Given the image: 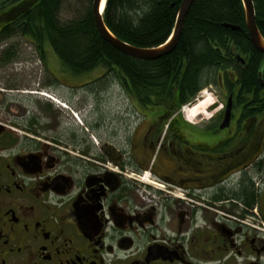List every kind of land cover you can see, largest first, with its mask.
<instances>
[{"label":"flooded vegetation","instance_id":"obj_1","mask_svg":"<svg viewBox=\"0 0 264 264\" xmlns=\"http://www.w3.org/2000/svg\"><path fill=\"white\" fill-rule=\"evenodd\" d=\"M9 44L0 39V264H264L263 85L230 69L187 121L105 85L104 71L81 84L52 72L28 92Z\"/></svg>","mask_w":264,"mask_h":264},{"label":"trees","instance_id":"obj_2","mask_svg":"<svg viewBox=\"0 0 264 264\" xmlns=\"http://www.w3.org/2000/svg\"><path fill=\"white\" fill-rule=\"evenodd\" d=\"M253 1L257 26L264 37V0ZM181 2L107 0L104 20L126 42L154 47L172 34ZM62 3L0 0V39L23 36L42 56L50 46L76 75L103 67L108 78L130 88L143 105L167 102L174 108L192 103L222 74L228 76L230 69L237 71V81L244 87L262 88L259 71L263 70L264 77V53L250 40L242 0H194L176 48L150 60L127 55L103 39L94 22L92 0L68 19L61 17ZM15 46L9 44L12 55L17 53Z\"/></svg>","mask_w":264,"mask_h":264},{"label":"rangeland","instance_id":"obj_3","mask_svg":"<svg viewBox=\"0 0 264 264\" xmlns=\"http://www.w3.org/2000/svg\"><path fill=\"white\" fill-rule=\"evenodd\" d=\"M89 0H63L62 8H61V17L63 19H68L72 15H74L76 12L81 13L83 11V5H87V2ZM81 11V12H80ZM10 43L15 44L16 54L20 55V69L24 70V74L26 76V89L27 91H40L41 87H43V81L45 80L47 75H51L52 72H58L59 75H67L66 71H69L62 63L60 57L53 51V49L50 46H46V52L44 56L40 54L39 51L36 50L35 46L25 37L23 36H16L13 38H9ZM24 65V66H23ZM105 70L103 67H97L93 70L73 74L70 72V79L76 81V83L81 84L84 80H91V77L95 71H103ZM22 74V72H21ZM92 74V75H91ZM51 77H48L49 80ZM52 80V79H50ZM105 85L107 86H115L117 82L114 79L108 78L106 79ZM81 81V82H80ZM70 83H75L71 82ZM102 85V84H101ZM108 93H106V98H108L111 95L112 90H107ZM115 92V89L113 90ZM217 92L211 88L208 87L206 90L200 92L197 97H195L194 101L189 105L186 104L185 106L187 109L184 111L187 116H185V113L181 112L183 118L185 117L187 121H196L197 117H191L189 116L190 107L195 106L198 102L207 99L210 97L212 101L216 99ZM113 96V99L110 97L109 99H112L110 102H115L116 97ZM109 101H107L106 106ZM211 106V105H210ZM73 113L77 115L75 110H73ZM212 114L209 109L205 113H203L204 116L210 117Z\"/></svg>","mask_w":264,"mask_h":264},{"label":"water","instance_id":"obj_4","mask_svg":"<svg viewBox=\"0 0 264 264\" xmlns=\"http://www.w3.org/2000/svg\"><path fill=\"white\" fill-rule=\"evenodd\" d=\"M104 0H92V14L94 22L98 32L101 34L104 40L110 43L113 47L122 51L123 53L130 55L132 57L150 60L156 59L158 57L167 55L171 53L177 46L180 39L184 22L187 13L194 2V0H182L176 23L173 29V34L168 42L163 45H158L154 47H140L126 42L125 40L116 36L108 27L104 20V9L106 1L102 7ZM246 14V24L248 29V34L253 45L262 53H264V37L260 33L257 22H256V11L253 0H243ZM233 29H238L237 26H232ZM259 81L264 86L263 70L259 71Z\"/></svg>","mask_w":264,"mask_h":264},{"label":"bare ground","instance_id":"obj_5","mask_svg":"<svg viewBox=\"0 0 264 264\" xmlns=\"http://www.w3.org/2000/svg\"><path fill=\"white\" fill-rule=\"evenodd\" d=\"M242 2H243V0H242ZM104 3H105V0L103 1V3H102V7H103V5H104ZM243 4H244V2H243ZM92 11V10H91ZM178 15V14H177ZM246 22V21H245ZM212 103V99L210 98V97H208L207 99H205L204 101H202V102H200V104H199V106L198 107H196L197 106V104L193 107V109H192V113H191V116H195L196 115V113H198V109H204L206 106H208V105H210ZM185 111V110H184Z\"/></svg>","mask_w":264,"mask_h":264}]
</instances>
